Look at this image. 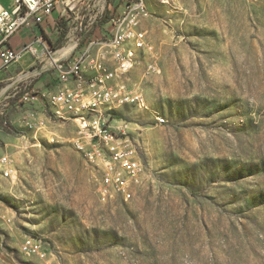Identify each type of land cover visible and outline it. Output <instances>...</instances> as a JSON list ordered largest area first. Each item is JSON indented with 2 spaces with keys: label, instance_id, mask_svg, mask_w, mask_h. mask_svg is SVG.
Instances as JSON below:
<instances>
[{
  "label": "rangeland",
  "instance_id": "obj_1",
  "mask_svg": "<svg viewBox=\"0 0 264 264\" xmlns=\"http://www.w3.org/2000/svg\"><path fill=\"white\" fill-rule=\"evenodd\" d=\"M130 1L60 0L41 38L55 50L107 38ZM146 1L153 52L128 77L148 110L109 122L142 158L131 201L99 199L74 123L24 127L23 96L48 88L49 70L20 81L28 54L0 75V155L16 169L0 178V264H264V0ZM25 237L45 260L20 252Z\"/></svg>",
  "mask_w": 264,
  "mask_h": 264
},
{
  "label": "built area",
  "instance_id": "obj_2",
  "mask_svg": "<svg viewBox=\"0 0 264 264\" xmlns=\"http://www.w3.org/2000/svg\"><path fill=\"white\" fill-rule=\"evenodd\" d=\"M59 1L8 0L6 7L0 0V72L19 64L29 54L34 57V67L22 70L20 81L47 70L53 74L51 87L31 97L24 94L23 99L33 105L23 118L24 127L35 132L42 129L45 125L36 116L59 124L74 123L76 132L71 145L92 168L99 199L129 202L136 195L143 162L137 146L124 133L113 131L109 122L114 111L125 106L148 110L144 94L130 86L128 77L140 57L153 52L142 28V22L149 17L147 1L128 2L110 18L107 38L91 40L80 48L78 39L67 38L66 45L55 50L41 36L19 48L11 45L22 29L49 22ZM68 48L66 54H58ZM37 63L41 64L38 69ZM146 66L148 71L155 70L151 63ZM15 173L13 158L2 153L0 178L12 180ZM20 252L41 260L47 258L45 245L35 237H25Z\"/></svg>",
  "mask_w": 264,
  "mask_h": 264
},
{
  "label": "crops",
  "instance_id": "obj_3",
  "mask_svg": "<svg viewBox=\"0 0 264 264\" xmlns=\"http://www.w3.org/2000/svg\"><path fill=\"white\" fill-rule=\"evenodd\" d=\"M49 24V22H44L40 27L37 26H31L29 28H25L22 29L21 31H19L12 39L14 40H18L20 37H25L26 41L24 43H31L35 40V38L40 37L42 32L46 33V28L45 26ZM24 43H16L15 45L12 42V46L13 47H17L19 48L22 44ZM28 59V58H26ZM2 74V72H0V75ZM54 76L52 74L50 80H49V85L48 87H51L54 84Z\"/></svg>",
  "mask_w": 264,
  "mask_h": 264
},
{
  "label": "bare ground",
  "instance_id": "obj_4",
  "mask_svg": "<svg viewBox=\"0 0 264 264\" xmlns=\"http://www.w3.org/2000/svg\"><path fill=\"white\" fill-rule=\"evenodd\" d=\"M69 50H70V48L65 49V50L59 52L58 54H60V55H64V54H66V52H68Z\"/></svg>",
  "mask_w": 264,
  "mask_h": 264
},
{
  "label": "trees",
  "instance_id": "obj_5",
  "mask_svg": "<svg viewBox=\"0 0 264 264\" xmlns=\"http://www.w3.org/2000/svg\"><path fill=\"white\" fill-rule=\"evenodd\" d=\"M101 19H102V20H101V21H102V23H104V22H106V21H107V19H108V18H107L106 16H104V17H102Z\"/></svg>",
  "mask_w": 264,
  "mask_h": 264
}]
</instances>
